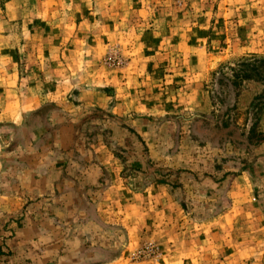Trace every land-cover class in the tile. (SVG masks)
I'll return each mask as SVG.
<instances>
[{
	"label": "rangeland",
	"instance_id": "374dc122",
	"mask_svg": "<svg viewBox=\"0 0 264 264\" xmlns=\"http://www.w3.org/2000/svg\"><path fill=\"white\" fill-rule=\"evenodd\" d=\"M262 51L264 0H0V264H264V144L190 133L195 115L225 105L245 130H264V106L250 107L264 81L235 78L264 76ZM128 77L130 98L182 88L188 108L109 117L89 105L98 94L81 91L112 103L113 79L122 101ZM45 105L42 119L29 117ZM236 198L246 214L231 231L223 213ZM73 200L97 221L82 223L75 208L67 220ZM129 204L152 216L130 248Z\"/></svg>",
	"mask_w": 264,
	"mask_h": 264
},
{
	"label": "crops",
	"instance_id": "0c3cea01",
	"mask_svg": "<svg viewBox=\"0 0 264 264\" xmlns=\"http://www.w3.org/2000/svg\"><path fill=\"white\" fill-rule=\"evenodd\" d=\"M181 42H182V40H179L178 44L180 45ZM199 44H201V43H199ZM195 45H196V43L189 44L188 45L189 50L190 51L191 50L195 51V49H194ZM232 48L236 49L234 46H232ZM228 49H230V47ZM256 50H257V52L261 51L260 49H256ZM228 51L229 50H224L225 53H227ZM205 52H206V50H205ZM262 52H264V51H262ZM161 54H165V53H161ZM207 54H208V56L212 55L211 51H208ZM176 56H177V54H176ZM196 56H197L196 54L191 55V58H190L191 59V63H195L196 62V60H195ZM161 58L162 59H160V58L154 59V57H152L150 59H152V60L159 59L160 61H162L163 58H166V61L168 62V57H162L161 56ZM211 58H213V57H211ZM203 59L207 60L209 58H203ZM191 73H192V75H195L196 73H198V71H197V69L194 68V69H191ZM179 74L180 73H176L175 75H179ZM181 75H183V74H181ZM132 79H133V77H128L125 80H121V86H120V82L118 83V86L121 87V93H123V91L125 93H128V96L127 97L126 96L123 97L122 101L120 99V93H119L120 88L117 87V85L113 82V79L110 80V82H109V83H111L110 86H113L115 88V90H116L115 91L116 93H115L114 101H112V103H109L110 102L109 101V97H106L107 99H105V97H104L105 94L99 92L100 90L94 89L93 91H91V90H87L88 89L87 88V89H82L81 91L83 93L89 91V92L98 94L99 97L97 95H96V97L101 98L104 101H102L99 104H94V105H92V103H89V105L96 106V107L104 110L105 112L109 113L112 116H114V115L115 116L116 115L117 116H121L123 114L126 115L127 113L135 112L136 116H138L139 118L140 117L142 118L144 116H155V115H159V114H165V113H167V111H174V110L177 111L178 109H176V108H179L180 110L188 108L187 106L186 107H182L184 104L181 103V102H184V96H185V94L182 92L183 91L182 88L180 89V91H175V93L170 92V94L173 95V98H171V99H169L167 97L168 88H166V87L161 89V91H158L157 93L154 92V94H153V92L151 94L150 91L146 90L145 88H139L138 91L134 92L135 93V97L136 96H138V97H136V99H133L132 98L133 96L130 98L129 96H131V95L129 93L131 92V89L126 90V88H129L130 85H127V84ZM103 82H104V80H103ZM109 83H107V81H106V84H109ZM122 86L124 88H122ZM99 93H101V94H99ZM196 94L198 95V90H194L193 88H191V91L187 95L190 98H193V96H196ZM101 96H103V97H101ZM167 99H169V101ZM132 100H135V101H132ZM198 106H200V103H197L196 105H194V107H198ZM104 147L106 148L107 153L109 152L110 154L114 155L113 152H110L111 150L107 147L106 144H105ZM241 173H243V172H241ZM237 175H238L237 176L238 178L242 177L240 175V173L237 174ZM133 197H132V200H135V198H137V196H134V195H133ZM244 202L245 201H243L242 199L236 198L235 200H233L230 203L231 206L228 207L227 211L223 213V219L225 220V223H229V228H231V231H232L233 224L237 220L238 216H241V215L243 216V215L246 214V212H244V210H245L244 209V205H243ZM65 203H68V202H65ZM81 204L82 203H80V202L76 203V200L74 202H71L70 205L67 204L65 206L66 207L65 209H67V207H68V209L69 208H71V209L68 210V212H69V213H67L68 214V218H66V219L69 220V221L73 220V215H75V213L77 212V216H78L79 219L82 220L81 221L82 223H84V222L87 223L88 221H92V220L93 221H97V218H94V217H92V219H89V217H88L89 215L86 214L85 211L80 208ZM131 207H132V204H129L128 205V210H130L131 212L126 214V216L127 215L130 216L131 220L130 221H125V223L123 221V224L125 225L126 231H127L128 248H130V246L135 244L137 240L140 241L138 243V245L139 244L141 245L142 242H144L145 238H147V237H145L143 235V233L145 234V231H147V229H144V227H143L144 221L147 220L149 217H152V216L149 215V208L150 207H149L148 204H143V205L136 204L135 207H134L135 211H132V209H134V208H131ZM74 208H75V211L77 210L76 212L73 211ZM151 210L155 211L154 209H151ZM82 211H84V212H82ZM162 212L163 211H161V210L160 211L156 210L155 214L158 215V214H160ZM80 216H82V217H80ZM136 216L140 219V221L137 223V225L134 224ZM162 227L163 228L161 229V232L163 233L162 235L164 236L163 237L164 240L167 241V242L171 241L172 239H170L168 237L170 235L169 233H171L169 231L172 228L168 227V223H166V225L162 226ZM69 231H73V230H71V228H69ZM156 232L157 231L155 230V231H152L151 233L154 234ZM24 233L26 235L30 236L29 238H31V240H32V238L34 236H36L34 231H24ZM70 241L71 240H69V242H68L69 244L72 243ZM10 242H12V240H10ZM31 244H33V242Z\"/></svg>",
	"mask_w": 264,
	"mask_h": 264
},
{
	"label": "trees",
	"instance_id": "16d2710c",
	"mask_svg": "<svg viewBox=\"0 0 264 264\" xmlns=\"http://www.w3.org/2000/svg\"><path fill=\"white\" fill-rule=\"evenodd\" d=\"M251 76L256 78L258 81H264L263 75H236L235 78H239L241 80H248L251 79ZM258 105L259 106L261 105V107H258ZM47 106L48 105H45L35 110L29 115V117L30 118L41 117L42 119L43 117L42 114L44 113ZM225 106H223L224 109ZM263 106H264V95H261L255 97L250 107L252 109L257 110L259 108H262ZM227 108L225 109V111L224 109L222 110L221 116L214 117V115H204V114L195 115L191 119V125H190V133L192 134L191 136L195 137L196 139H201L203 141H209L212 145L238 146L246 150L247 148H256L264 144V130L261 131L258 130V123L256 122L253 123L251 127L245 130V124L243 126H240L234 121L230 120L228 115V111L230 109ZM233 108L234 106H232L231 110H234ZM97 111L101 115L109 114L107 112L106 114L105 111L102 109H97ZM107 116L113 117L112 115H107ZM89 117L90 116H87L86 119H89ZM41 124L45 128L49 127L46 120L42 121ZM106 132L107 130H103L102 134H105ZM104 142L107 145L108 142L106 139H104ZM107 147L109 148V145H107ZM115 155L119 157L118 154Z\"/></svg>",
	"mask_w": 264,
	"mask_h": 264
}]
</instances>
